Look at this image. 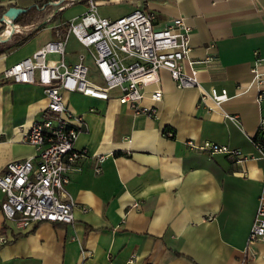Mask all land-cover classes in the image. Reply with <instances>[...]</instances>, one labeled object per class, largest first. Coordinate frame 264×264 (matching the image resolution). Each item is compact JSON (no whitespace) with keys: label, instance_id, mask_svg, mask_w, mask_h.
Listing matches in <instances>:
<instances>
[{"label":"crops","instance_id":"1","mask_svg":"<svg viewBox=\"0 0 264 264\" xmlns=\"http://www.w3.org/2000/svg\"><path fill=\"white\" fill-rule=\"evenodd\" d=\"M10 1H0V7L24 9L40 3L26 0L18 6ZM45 1L43 5L50 0ZM119 3L129 6L127 13L134 9L152 13L157 28L184 18L191 28L189 58L201 85L225 89L230 99L222 109L236 115L240 124L199 106V90L177 88L165 70L159 71L162 98L154 118L120 104L116 91L107 100L64 92L66 105L83 118L75 148L87 152L80 171L71 173L66 185L76 205L74 221L40 222L15 230L0 209V235L8 238L0 244V264H264V239L247 247L258 196L264 190V162L256 158L251 141L264 119V100L256 102L259 90H264V0L96 4ZM54 10H40L45 16L28 30L34 35L15 51L0 54V174L9 162L34 156L35 148L22 136L47 105L42 86L5 80L2 72L55 39V27H65L63 19L45 28L40 25ZM40 29L48 34L39 37ZM10 35L1 33L0 38ZM81 50L70 36L65 61L73 63ZM253 68L260 84H251ZM141 105L149 107L152 102L145 98ZM164 130L174 137L164 136ZM187 141L227 145L253 158L237 163L222 154L208 156L191 150ZM98 155L107 158L96 173ZM2 199L0 192V203Z\"/></svg>","mask_w":264,"mask_h":264},{"label":"built area","instance_id":"2","mask_svg":"<svg viewBox=\"0 0 264 264\" xmlns=\"http://www.w3.org/2000/svg\"><path fill=\"white\" fill-rule=\"evenodd\" d=\"M82 1L85 11L63 22V29H60L61 24L55 27V39L2 72L5 80L39 84L47 99L40 117L22 136L24 143L35 148L34 156L9 162L0 174V192L3 194L0 209L6 224L15 230H27L40 222L70 224L74 221L76 205L66 185L70 174L80 171L79 163L87 152L75 148L83 118L73 114L66 105L64 92L107 100L111 92L116 91L120 104L127 105L135 114L154 118L157 115L156 104L162 98L159 71L165 70L177 88L199 90V106H205L206 111L220 112L236 126L240 124L236 115L222 109V104L230 99L226 90L205 89L201 85L198 72L189 58L191 28L184 18H173L165 26L157 28L152 13L134 9L127 14L108 17L99 14L98 5L93 0H65L59 10ZM49 5V2L42 5L40 10L49 9ZM1 23L3 27L8 25L3 17ZM32 26L16 25L14 33L29 35ZM70 36L77 40L82 50L77 53L76 60L68 64L65 49ZM50 55H56L57 59H49ZM88 62L93 65V74ZM252 76L251 84H260L256 68L252 69ZM151 85L155 87L147 93ZM145 98L152 102L151 106L141 105ZM263 100L264 90H259L256 102ZM207 101L210 105L206 104ZM259 128H264L263 118ZM163 134L168 138L174 137L170 130H164ZM252 143L258 152L256 158L264 162V144ZM186 144L193 151L208 156L222 154L237 163L253 158L238 149L209 141L200 144L187 141ZM106 158V155L95 157L96 173L100 172V165ZM81 211L86 212L87 209L81 208ZM262 239L264 190L258 196L247 247ZM7 242L8 238L1 234L0 244Z\"/></svg>","mask_w":264,"mask_h":264},{"label":"trees","instance_id":"3","mask_svg":"<svg viewBox=\"0 0 264 264\" xmlns=\"http://www.w3.org/2000/svg\"><path fill=\"white\" fill-rule=\"evenodd\" d=\"M50 1H56V0H50ZM95 3L104 1V0H93ZM83 2V1H82ZM81 2V3H82ZM43 3H39V8L42 7ZM11 5H8L4 10L2 7H0V19L4 12L11 8ZM36 6H32L30 8H24L23 11L19 12L15 19H14V24L19 25V26H28L33 23H36L43 19L44 13L40 11ZM63 10H59L55 12L49 19L47 20H42L40 25H48L51 22H54L55 20H59L60 16L62 15ZM59 16V17H58ZM58 17V18H57ZM34 34L30 33L26 37L20 36L19 34H11L10 37L5 41L2 40L3 42L0 41V54H9L13 51H15L18 47L26 43ZM252 141L255 143H261L264 144V128H258L256 131L255 135L252 137Z\"/></svg>","mask_w":264,"mask_h":264},{"label":"rangeland","instance_id":"4","mask_svg":"<svg viewBox=\"0 0 264 264\" xmlns=\"http://www.w3.org/2000/svg\"><path fill=\"white\" fill-rule=\"evenodd\" d=\"M1 3H5L7 1H10V0H0ZM26 0H12L10 1L11 2H15L18 6L20 5H23ZM41 3H45L46 1L45 0H39ZM9 3V2H8ZM28 3V2H27ZM83 4V5H82ZM32 6H36V4H30V6H26L25 8H30ZM84 3L82 2L81 4H76V5H73V6H69L65 11H64V15L62 14L60 16L61 19H63V21H68V20H64V17H73L75 16L76 14H79V12H82L84 11ZM49 8H53L55 9L56 7L55 6H52V5H49ZM98 12L99 14L101 15H105V16H108V17H117L119 14H127L126 11L129 10V6L127 4H124V3H119V4H112V5H108V4H102V5H98ZM139 8V7H138ZM42 12V11H41ZM129 13V12H128ZM46 12H44V16H45ZM59 17V16H58ZM57 17V18H58ZM59 21V20H57ZM54 22H51L50 24L48 25H42V28H45V27H48L49 25H52ZM2 25V23H0ZM37 24V23H35ZM3 27V25H2ZM40 33H39V37H45L47 34H48V31L44 30V29H40ZM38 36V35H37ZM94 70H91V73L93 74Z\"/></svg>","mask_w":264,"mask_h":264},{"label":"bare ground","instance_id":"5","mask_svg":"<svg viewBox=\"0 0 264 264\" xmlns=\"http://www.w3.org/2000/svg\"><path fill=\"white\" fill-rule=\"evenodd\" d=\"M15 13H16V11L11 9L7 13H5V15L3 16L4 20L8 23L6 30L3 32L4 37L14 33L17 30L16 25L11 22L12 17L15 15ZM5 39L0 38V41L5 40Z\"/></svg>","mask_w":264,"mask_h":264},{"label":"water","instance_id":"6","mask_svg":"<svg viewBox=\"0 0 264 264\" xmlns=\"http://www.w3.org/2000/svg\"><path fill=\"white\" fill-rule=\"evenodd\" d=\"M64 1H65V0H61V1H60V0H58V1H49V3H50L52 6H55V7H56L55 10H54V12H53V14H54L55 12L59 11L60 4H62ZM36 5H37V7H39L38 4H36ZM11 9H13V10L16 11L15 15L12 17V18H13V21L11 20V22L14 23V19H15L16 15H17L19 12L23 11V9H17V8L11 7V8H9V9L6 11V13H7L9 10H11ZM3 16H4V15H2V17H3ZM2 17H1V18H2ZM7 26H8V25H5V27H4L2 30H0V34L3 33V32L6 30ZM9 37H10V36H9ZM9 37H8V38H9ZM8 38H7V39H8ZM7 39H6V40H7ZM4 41H5V40H4ZM1 42H3V41H1Z\"/></svg>","mask_w":264,"mask_h":264}]
</instances>
